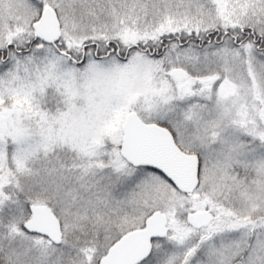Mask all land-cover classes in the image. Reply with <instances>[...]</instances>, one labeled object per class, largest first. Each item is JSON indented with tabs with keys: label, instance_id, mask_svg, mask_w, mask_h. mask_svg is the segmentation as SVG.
Wrapping results in <instances>:
<instances>
[{
	"label": "snow or ice",
	"instance_id": "snow-or-ice-1",
	"mask_svg": "<svg viewBox=\"0 0 264 264\" xmlns=\"http://www.w3.org/2000/svg\"><path fill=\"white\" fill-rule=\"evenodd\" d=\"M0 264H264V0H0Z\"/></svg>",
	"mask_w": 264,
	"mask_h": 264
}]
</instances>
